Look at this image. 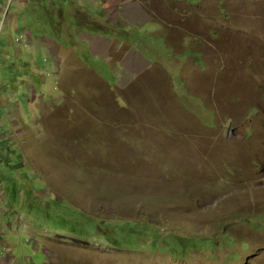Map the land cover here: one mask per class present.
I'll list each match as a JSON object with an SVG mask.
<instances>
[{
    "label": "rangeland",
    "instance_id": "obj_1",
    "mask_svg": "<svg viewBox=\"0 0 264 264\" xmlns=\"http://www.w3.org/2000/svg\"><path fill=\"white\" fill-rule=\"evenodd\" d=\"M82 2L0 0V264H264V0Z\"/></svg>",
    "mask_w": 264,
    "mask_h": 264
},
{
    "label": "crops",
    "instance_id": "obj_2",
    "mask_svg": "<svg viewBox=\"0 0 264 264\" xmlns=\"http://www.w3.org/2000/svg\"><path fill=\"white\" fill-rule=\"evenodd\" d=\"M82 1L85 2V1H89V0H82ZM90 1L93 2V0H90ZM95 1H98V0H95ZM104 1L107 2L108 6L110 7V12H112V13L119 10L120 7L122 5H124L123 0H104ZM83 3H82V7H83ZM65 8L66 7L63 5L60 9L64 10ZM83 13H85V12H83ZM87 13L89 14L91 21H92L93 16L90 14V12H87ZM107 22L109 24H112V23H115V20H114V18L110 17L109 19H107ZM151 24L152 23H148V25H151ZM71 32H73V30H71ZM53 45L54 46L48 51V54L51 56L52 66L55 65L56 69L58 70V74H57V85H58L60 83V81L58 79V75L60 72L59 69L62 68V65H64V62L65 61L68 62V59L70 57H71V61L73 60V58H76L78 61H81V60L78 57H76L73 53H71V55H70V53L66 52V49L63 45H58L56 43H54ZM100 45L104 48V51H106V47L102 44H100ZM119 51H120V48L118 46H115L111 50V52H113L115 55L120 57L119 62H118V67L122 70L123 73L128 72L131 75L135 69H138L140 71L139 75H142L144 73V71H142V70L145 69V67L149 68V65L145 66L143 62H141L137 59V57L134 55V53H135L134 49L133 50H127V51L123 50L122 54H120ZM36 101H37V98L34 100V102L36 103Z\"/></svg>",
    "mask_w": 264,
    "mask_h": 264
},
{
    "label": "clouds",
    "instance_id": "obj_3",
    "mask_svg": "<svg viewBox=\"0 0 264 264\" xmlns=\"http://www.w3.org/2000/svg\"><path fill=\"white\" fill-rule=\"evenodd\" d=\"M79 1H82V0H78V2ZM83 3V2H82ZM82 3L80 4L81 6H82ZM80 10H78V12H79ZM79 14H80V17L79 18H81V17H84L85 15H87L86 13H81V12H79ZM92 23V22H91ZM93 25H95L94 23H92ZM151 25H153V24H151ZM151 25H148V24H146V26H147V28H148V34L150 35V34H153L156 30L155 29H150V27H151ZM154 25H156V24H154ZM157 27H158V25H157ZM155 30V31H154ZM157 34V33H156ZM150 67V66H149ZM1 85H2V80H1V77H0V87H1ZM36 98H38V97H34L33 98V101L36 99ZM33 103H35V102H33Z\"/></svg>",
    "mask_w": 264,
    "mask_h": 264
}]
</instances>
